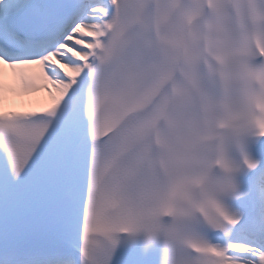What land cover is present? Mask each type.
Instances as JSON below:
<instances>
[{"label": "snow or ice", "instance_id": "1", "mask_svg": "<svg viewBox=\"0 0 264 264\" xmlns=\"http://www.w3.org/2000/svg\"><path fill=\"white\" fill-rule=\"evenodd\" d=\"M0 264H264V0H0Z\"/></svg>", "mask_w": 264, "mask_h": 264}, {"label": "bare ground", "instance_id": "2", "mask_svg": "<svg viewBox=\"0 0 264 264\" xmlns=\"http://www.w3.org/2000/svg\"><path fill=\"white\" fill-rule=\"evenodd\" d=\"M41 97H45L46 96V94H44V93H41V94H39ZM17 107H26V105H17Z\"/></svg>", "mask_w": 264, "mask_h": 264}]
</instances>
